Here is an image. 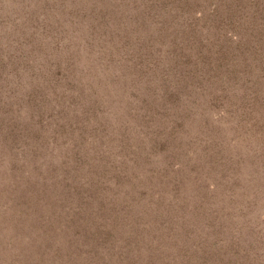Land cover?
Segmentation results:
<instances>
[{
    "label": "trees",
    "instance_id": "16d2710c",
    "mask_svg": "<svg viewBox=\"0 0 264 264\" xmlns=\"http://www.w3.org/2000/svg\"><path fill=\"white\" fill-rule=\"evenodd\" d=\"M6 1V6H9L10 10L5 12L2 24L0 20V32L2 30L4 35L5 48L0 57L2 62L0 63V104L8 105L14 100L17 101L14 106L20 104L21 110L30 106L34 110L49 106L58 108L59 120L55 118L53 123L61 134V141L57 143L60 148H57L58 151L54 148L49 154L52 156L53 153L52 158L58 157L61 162L62 156L70 153L69 146L62 145L65 141L62 138L63 133H72V129L75 133L76 130H83L81 147L71 146L74 156L71 161L73 166L75 160L77 164L79 163L77 169L72 167L69 170L66 166L57 172L60 176L56 178V182L62 192L60 198L55 195L54 201H48L46 176L50 167L53 168V164H50L51 159L43 166L37 167L41 171H38L36 182L33 186L25 188L27 198L20 212L21 222L18 224V229L26 231L21 235L26 242L23 251L29 255L34 254L38 257L40 255L51 259V251L57 253L58 250L65 249L58 236L63 240H69L66 228L72 226L73 218L77 219L72 211H80L84 219L89 218L98 233H102V222H108L105 219L108 217L113 224L124 219L131 223V219L127 218V212L131 213V209H135L142 217L145 216L146 218L143 219L145 221L158 220L169 214L167 211H171L174 204L176 207L170 214L172 221L180 218V211L186 212L183 213L185 218L191 215L193 211L186 204L187 195L183 191L192 188V185L199 190L206 187L213 188L212 185L206 184L208 172L211 168H215L214 165L219 160H222L219 152L221 148L217 151V145H213L216 136H209L213 131L205 122L204 110L195 108L193 103L195 101L191 95L195 90L208 87L205 83L209 82L210 78L219 79L218 82H221L223 77L232 76L237 64L224 66L218 64L215 68H209L208 63L195 62L193 68L197 75L191 72V75L180 77L181 69L186 67L187 62L185 50L193 53L194 49L196 54L198 53V61L201 50L209 44L208 40L211 42L212 39L208 36H197L194 29L199 25L192 26L188 23L186 17L189 16L188 11L193 1L105 0V4L112 7L107 10L105 5L103 16L100 11L102 8L95 7L94 12H99L101 15H99L100 31L91 30L88 39L77 34V31H66V28L57 33L49 29L51 22L66 19L65 22L68 23L69 12L61 6L65 3L64 0ZM74 1L77 0H69L71 8L69 18L75 10L72 6ZM91 1L87 0V3ZM210 1L209 25L205 29L212 31L213 34L218 33L217 41L211 46L208 45L212 48V45H218L223 38L235 40L237 34L236 37H230L233 33H230L228 28L220 30L215 20L219 13L216 3L221 1L226 7L227 2L235 3V0ZM246 1L249 8H245L247 12L242 11V14H245L243 17L257 15L259 18H264V0ZM88 4L85 3L87 7L85 11L90 15H84L81 12L83 10L77 11L81 17L78 19L79 22L86 19L88 24V19L93 14V9H88ZM6 6L4 5L3 8ZM156 9H160L163 13L156 14ZM237 11L241 14L240 9ZM164 13L170 17L162 19ZM107 14L109 21L113 18L110 23L104 21ZM54 16L58 18L54 19ZM32 19H35L39 25H36ZM86 25L84 24L85 29H87ZM163 32L175 38L173 41L175 47L154 48L158 42L153 40L159 35L158 33L167 34ZM153 33L157 34L152 37ZM196 45L201 50H197ZM74 57L82 60L78 66V61H75ZM34 68H38V72L32 74ZM258 68L261 74H264V62H260ZM25 72L29 75H25ZM242 72H246L244 68ZM22 78L25 85L21 89L23 93H20L17 92L16 85ZM116 84H119L121 93L111 94ZM47 93L51 95H46ZM103 97L105 98L102 100ZM106 99L110 100L115 108L121 110L103 108L107 103ZM91 102L92 106H87V103ZM52 104L55 107L51 106ZM3 110L4 113L0 114V139L4 141L2 154L12 160L8 164V169L15 177L17 157L22 151L21 138L18 134L23 120H19L21 116L15 112L18 110L4 107L1 111ZM35 114L36 111L31 112V117L36 118L38 114ZM118 114L123 120L118 119ZM66 116H69L70 125L60 120ZM199 117H201L198 121L201 122L200 128L196 131L191 130L187 125L198 123L196 120ZM47 118L51 120L49 116ZM251 120L247 119V123L249 124ZM98 135L99 139L102 135L104 137V141L101 138L99 143L110 144L106 154L96 148L98 144L95 147L94 142L98 140L96 138ZM51 138L54 139V136ZM260 138L264 140L261 135ZM112 150L116 152L117 155L114 157L119 158L118 160L107 158L108 152ZM94 165L95 168L103 167L101 168L103 172H99L98 176L102 184L95 181V186L90 185L91 190L97 189L95 199L101 196L105 198L107 196L105 193H108L111 198L108 202L118 204L109 205L104 215L91 213L89 209L92 202L86 200L87 193L81 192L84 181L88 180L82 175L83 170L86 172ZM78 169L82 174L77 171ZM204 170L205 173L201 172ZM71 177L72 181H70ZM6 178L8 179V176ZM12 180L11 183L14 185L15 178ZM103 181L116 186L113 193ZM80 197H84V201H81ZM36 198H39L41 207H37ZM235 198L236 196L232 194L226 196L228 201ZM107 200L108 198L106 202ZM222 201L221 208L227 209L230 202L223 199ZM59 204L62 208L55 206ZM207 205L208 214L205 221L210 223L213 219L210 216V213L213 214V209L208 202ZM237 205L233 203V207ZM98 208L99 206L95 207L97 211ZM87 212L90 213L88 216L85 215ZM129 226L131 230V224ZM60 227L64 228V232L59 235ZM145 228L142 234L135 228L142 235L140 239H130L134 230L130 232V236H119V238L121 241H126L129 250L133 242L149 236ZM16 239V234L12 235L5 246L15 243ZM50 239L54 246L50 248L51 251L47 249L48 253H46L45 245ZM231 243L228 246H233ZM233 252L236 253V250ZM189 255L191 262H195L193 251ZM208 263L210 262L205 264Z\"/></svg>",
    "mask_w": 264,
    "mask_h": 264
},
{
    "label": "rangeland",
    "instance_id": "374dc122",
    "mask_svg": "<svg viewBox=\"0 0 264 264\" xmlns=\"http://www.w3.org/2000/svg\"><path fill=\"white\" fill-rule=\"evenodd\" d=\"M64 1L65 3L61 6L70 14L69 0ZM192 1V7L188 11L189 16L186 17L189 20L188 23L192 26L199 25L196 27L198 28L197 31L196 28L194 29L195 34L212 38L211 42L208 40L209 44L207 43L211 46L212 43L217 41L218 37V33L213 34L212 31L205 29L209 25L208 10L211 1ZM1 2L2 0H0V20L2 24L5 12L10 9L9 6H6V0L5 3L4 0L3 3ZM85 3L88 4L87 0L74 1L72 6L75 7L76 11H73L70 18L67 13L68 23L65 22L66 19L63 20L64 22L60 20L51 22L49 29L55 33L64 28L70 32L77 31L76 33L83 35L84 39L90 36L89 32L91 30L100 31L99 19L105 13V9H103L106 5L105 0H92L88 4V9H93L88 24L86 19L81 22L78 20L81 17L77 11L83 10L81 12L84 15H90L88 11H85L87 9ZM216 4L219 7L218 18H215L217 27L220 26V30H227L228 28L230 33H233L230 37H236L237 34V38L235 40L223 38L218 45L214 44L212 48L205 45L202 50L196 45L197 50H201L198 61V53L196 54L194 49L193 53L185 50L187 62L186 67H182L180 76L186 77L191 75V72L197 75L193 68L195 62L197 64L208 63L209 68H215L218 64L224 66L237 63L232 76L223 77L221 82H218L219 79L210 78L209 82L205 83L208 87L203 90H195L191 95L195 101L193 102L195 108L204 110L205 122L210 128L212 127L213 131L209 136H216L213 145H217V151L221 148L219 152L222 155V160H219L214 165L215 168H211L208 172V183L206 184L212 185L213 188L206 187L199 190L198 187L192 185V188L183 191L187 195L185 197L186 204L189 205L188 207L193 213L185 218L183 213L186 212L180 211V218L172 221L170 214L176 207L174 204L173 209L167 211L169 214H165L158 220L145 221L143 220L146 218L145 216L142 217L135 209H131V213H129L130 211L127 212V218L131 219V223L124 219L113 224L112 221L108 220V217V219L105 218L108 222H102V233H98L89 218L84 219L80 211H72L77 219L73 218L72 226L66 228L69 233V240H63L61 236H58L62 242L61 245L65 246V249L58 250V252H61H57L58 254L52 253L50 248L54 245L50 239L44 250L45 252L47 249L51 251V259L40 255L39 257L34 256V254L29 255L26 251H23L26 242L25 239L21 238L22 233H26V231L18 229V224L21 222L20 212L24 208L23 205L26 203L27 198L25 188L33 186V183L36 182L39 176L38 171H41L37 167L39 165L43 166L47 160L51 159L50 164H53V168L50 167L46 176L48 201H54L55 195L60 198L62 192L56 182V178L60 176L57 175V172L66 166L69 170L72 167L75 170L77 169L79 163L77 164L75 160L73 166L71 161L74 157L71 146L81 147L83 130H76L75 133V130L72 129V133H63L62 138L65 141L62 145L69 146L70 153H66L64 157L62 156L61 162L58 157L52 158L53 153L52 156L49 154L51 150L54 151V148L57 151V148H60L57 143L61 141V134H59V129L54 127L55 124L53 123L55 118L59 120L58 108H50L49 106L48 108L34 110L30 106L21 110L19 109L22 108L19 107L20 104L14 106L17 101L11 100L9 102L11 104H0V114L4 113V110L1 111L3 107L19 109L15 112H18V115L21 116L19 120H23L18 134L21 138L20 147L22 151L17 157L16 165L18 168L16 167L17 172L13 177L8 169V164L12 160L2 154L4 141L0 139V264H205L207 262H210L208 264H264V140L260 138V135L264 138V74H261L258 68L260 62H264V51L259 52L264 50V18H259L257 15L243 17L245 14H242V11L247 12L245 8H249L246 0H235V3L227 2L226 7L221 4V1ZM4 5L5 8H3ZM235 6L237 7L235 8ZM95 7L102 8L100 10L101 15L99 12H94ZM111 7L109 4L106 5L107 10ZM239 9L241 14L237 11ZM156 11V14L163 13L160 9H156ZM197 16L199 17L194 20ZM169 17L167 13L161 16L162 19H168ZM57 18V16H54V19ZM108 18L109 15L107 14L104 19L105 23H110L113 19L109 21ZM32 21L39 25L35 19H32ZM84 24H87V29H85ZM45 25L48 26L47 23ZM156 34L153 33L152 37ZM158 34L156 39L153 40L158 42L154 48L158 46L163 48L175 47L173 44L175 38L171 37L169 33H167L168 35ZM3 36L1 30L0 57L5 50ZM74 60L78 61L77 66L82 61L76 57H74ZM0 63L2 62L0 61ZM242 68L246 71L245 73L242 72ZM37 72L38 68H34L32 74ZM25 75L28 76L29 74L25 72ZM218 75L223 76V74ZM23 85H25L24 78L18 80L17 92L23 93L21 92ZM116 93H121L119 84L115 85L111 94ZM46 95L51 94L47 93ZM44 98L46 99V96ZM107 99V103L103 105V108L108 107L115 111L121 110V108H115L116 106L112 105L110 100ZM87 104V106H92L93 103ZM51 106L55 107L54 104ZM35 111V115L38 114L37 117H31V112ZM47 116L51 118L50 121ZM118 119L123 120V117L118 114ZM200 119L201 117L197 118L196 121L198 122ZM247 119H252L249 124ZM60 120L70 125L69 116L62 117ZM149 120L151 119L149 118ZM58 122L60 123V121ZM78 123L80 124L79 120ZM199 125H201V122L190 123L187 126L196 131L200 128ZM93 131L91 130V132ZM52 136H54V139L51 138ZM96 138L98 140L94 142L95 147L98 144L96 148L106 154L110 144L108 142L99 143L101 138L104 141L103 135L100 136V139L99 135ZM116 155V152L112 150L108 152L107 158L118 160L119 158L114 157ZM95 166H90L86 172L83 170V174L79 172V169L77 171L88 179L84 181L81 192L87 193L86 200L92 202L89 211L104 215L113 202H108L111 199L108 193H105L107 195L105 198L101 196L97 200L95 199L94 195L97 193V189L93 188L91 190L90 185L95 186V181L102 184L98 176L99 172H103L101 169L103 167L95 168ZM201 172L205 173V170ZM6 176H8V179ZM12 178H15L16 181L14 185L11 183ZM70 181H72V177ZM103 183L112 193L116 189V186L109 184L108 181H103ZM231 194L236 198L228 201L226 196H231ZM220 197L224 201L230 202L227 209L221 208L223 201ZM79 199L84 201V197ZM207 202L212 205L211 208L213 209V214L210 213V216L213 217L210 223L205 221L208 214ZM233 203L238 205L233 207ZM36 204L38 207L40 204L39 198H36ZM95 204L98 205L95 206ZM60 205L55 206L62 208V205ZM113 205L117 206L118 204L113 203ZM98 206L99 211L95 209ZM88 214L90 213L87 212L85 215L88 216ZM103 227L105 228L103 229ZM144 227L148 230L149 236L146 237L147 239L143 238L142 242L138 240L133 242L128 250L126 241H121L119 236H130V232L134 230L136 237L133 234L130 239H140ZM135 228L139 229L138 231L141 234ZM63 230L64 228L60 227L58 234H62ZM14 234L17 238L15 243L5 246V243H8L9 238ZM229 243L233 246H228ZM234 250H236V253L233 252ZM192 251L195 262H191L188 258Z\"/></svg>",
    "mask_w": 264,
    "mask_h": 264
}]
</instances>
